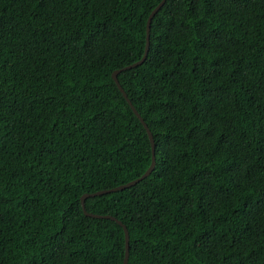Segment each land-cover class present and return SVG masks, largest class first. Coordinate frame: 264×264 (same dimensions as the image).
<instances>
[{"label":"trees","instance_id":"trees-1","mask_svg":"<svg viewBox=\"0 0 264 264\" xmlns=\"http://www.w3.org/2000/svg\"><path fill=\"white\" fill-rule=\"evenodd\" d=\"M0 0V264H264V0ZM118 70L116 86L111 73ZM120 190L80 196L123 184Z\"/></svg>","mask_w":264,"mask_h":264},{"label":"water","instance_id":"water-1","mask_svg":"<svg viewBox=\"0 0 264 264\" xmlns=\"http://www.w3.org/2000/svg\"><path fill=\"white\" fill-rule=\"evenodd\" d=\"M163 1L164 0H160L158 2V4L150 11V13L148 14V16L146 18V22H145V43H144V50H143L142 56L140 57V59H138L137 61H135L134 63H132L130 65H127L126 67L135 66V65L139 64L145 58L146 50H147V46H148V30H149L150 19L152 18V16L156 12V10L159 8V6L163 3ZM117 71L118 70L112 71L111 77L113 78V80H114L116 86L118 87V89L122 92L123 96L125 97V94L123 93L121 87L119 86V84H118V82L116 80V73H117ZM132 110L135 113V115L138 117V120L141 122L143 128L145 129V131L147 133V137H148V140H149L150 146H151V160H150V164H149V166L145 169V171L140 176H138V177H136V178H134V179H132L130 181H127V182H125L123 184H119V185H117L115 187H112L110 189L98 190V191H95L93 193H83L80 196L79 200H80V204H81V208H82L83 212L85 214H87V215H90V216H100V215H97V214H92V213L85 212L84 206H83V201H84L85 197H87V196H93V195H96V194H102V193L109 192V191L120 190V189H123L125 187H128V186L136 183L137 181H139L143 177H145L151 171V169L153 167V164H154L153 140H152L151 134H150L148 128L146 127V124L143 122V120L141 119V117L138 115V113L133 108H132ZM103 217H109V218L115 220L119 225H121V227L123 229V235H124V256H123L122 264H126V259H127V244H128V235H127L126 228H125V226L119 220H116L112 216L103 215Z\"/></svg>","mask_w":264,"mask_h":264}]
</instances>
